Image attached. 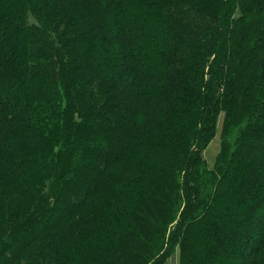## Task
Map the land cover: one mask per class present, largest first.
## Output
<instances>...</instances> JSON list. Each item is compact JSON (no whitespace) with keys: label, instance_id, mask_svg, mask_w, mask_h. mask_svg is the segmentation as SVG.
<instances>
[{"label":"trees","instance_id":"obj_1","mask_svg":"<svg viewBox=\"0 0 264 264\" xmlns=\"http://www.w3.org/2000/svg\"><path fill=\"white\" fill-rule=\"evenodd\" d=\"M222 111L237 150L208 169ZM251 129L264 0H0V264H233L230 240L255 264Z\"/></svg>","mask_w":264,"mask_h":264},{"label":"rangeland","instance_id":"obj_2","mask_svg":"<svg viewBox=\"0 0 264 264\" xmlns=\"http://www.w3.org/2000/svg\"><path fill=\"white\" fill-rule=\"evenodd\" d=\"M239 13V12H238ZM142 30L140 29H134L133 31V40L135 43H137V46L140 48L142 46V40H143V33L141 32ZM136 35V36H134ZM144 49V48H143ZM139 55H141V52L139 51V49L135 48L133 46V48L130 49V52L128 54V56L130 57V61L129 63L132 66V71L134 70V72H137V74H133V73H129L126 77L127 79H129V81H132L133 86L134 85H138L145 82L147 79L148 81L150 80L148 75H147V71H143L146 70V62L144 61V59L146 60V55L145 58H140ZM148 57V56H147ZM145 72V73H144ZM154 72V71H152ZM133 74V76H131ZM132 79V80H131ZM142 91L143 94H149L150 90H148L147 87L145 88H141L139 89V92ZM144 98V97H143ZM151 98L154 99V95H153V91H152V95ZM156 99V98H155ZM225 111H222V113H220L219 117L217 120H215L216 123V128H214L213 131V135L210 139L209 144L201 151L200 153V160L202 163V166L205 167V165L207 166L208 169H213L216 167L219 157L221 154H223L225 152V146L227 147L228 151H229V155H233L234 152L237 150L236 149V143L235 141H229L227 143H224V136H230L232 134L229 133H225V124H226V120L227 117L225 116ZM259 130V127L255 128V133ZM251 137L252 140L254 141V150L251 153V157H250V166L254 167L255 169V174L257 175V183H252L251 181H247V179L244 178L243 182L245 183L246 186L250 187V190L252 191V193H254L255 195L260 196V199L264 202V187H262V181L264 180V131L254 134V130L251 129ZM240 137L241 134H236ZM237 136V138H238ZM234 136H232L233 139ZM254 138H256L257 140H254ZM238 144H239V139L237 140ZM245 142V141H244ZM226 144V145H225ZM238 180L242 179L241 176L237 177ZM231 180V179H230ZM226 181H224L225 184ZM261 182V183H259ZM226 185V184H225ZM222 201H224V199H222L219 204L222 203ZM223 204V203H222ZM227 206L236 212V210L233 208H231L228 204ZM229 209V210H230ZM231 212V211H230ZM227 215V213L225 214V216ZM231 217V216H230ZM255 219H259L260 220V225H258V227H256L253 230V234L254 236L257 235L258 238L264 239V227L262 224V221L264 220V208L260 209V212H258L255 215ZM234 230L235 234V229L232 228ZM244 228H242L240 231L241 234H243ZM264 241V240H262ZM230 244V246L233 249H236V251L238 252L239 256L234 259L233 264H249L250 263V255L249 256H242V252H243V245L244 244H240L237 243L236 246L234 247L232 241H228V245ZM261 253L258 254V257L256 259L255 264H264V242L261 243ZM179 259V251L175 252L171 257H169L166 261L165 264H171L170 262H172L175 259Z\"/></svg>","mask_w":264,"mask_h":264},{"label":"crops","instance_id":"obj_3","mask_svg":"<svg viewBox=\"0 0 264 264\" xmlns=\"http://www.w3.org/2000/svg\"><path fill=\"white\" fill-rule=\"evenodd\" d=\"M171 264H179V259H175V260H173L172 262H170Z\"/></svg>","mask_w":264,"mask_h":264}]
</instances>
